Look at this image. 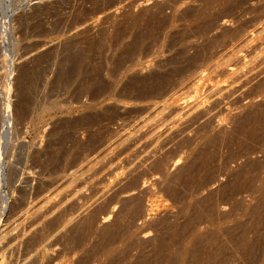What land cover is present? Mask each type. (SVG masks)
I'll return each instance as SVG.
<instances>
[{
    "label": "rangeland",
    "instance_id": "374dc122",
    "mask_svg": "<svg viewBox=\"0 0 264 264\" xmlns=\"http://www.w3.org/2000/svg\"><path fill=\"white\" fill-rule=\"evenodd\" d=\"M0 264H264V0H0Z\"/></svg>",
    "mask_w": 264,
    "mask_h": 264
},
{
    "label": "bare ground",
    "instance_id": "6f19581e",
    "mask_svg": "<svg viewBox=\"0 0 264 264\" xmlns=\"http://www.w3.org/2000/svg\"><path fill=\"white\" fill-rule=\"evenodd\" d=\"M240 58V57H239ZM259 60V59H258ZM257 63V62H256ZM225 68V67H224ZM234 70V69H233ZM224 71L226 72V71H229L230 73H233V71L230 69V68H225L224 69ZM227 73V72H226ZM215 87V86H214ZM217 89H219V88H217ZM222 90V89H221ZM223 90H224V88H223ZM221 92V91H220ZM198 103V102H197ZM7 119V118H6ZM182 119V118H181ZM177 121V120H176ZM7 122H8V120H7Z\"/></svg>",
    "mask_w": 264,
    "mask_h": 264
}]
</instances>
